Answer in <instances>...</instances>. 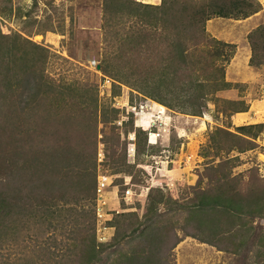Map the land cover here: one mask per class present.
<instances>
[{"label": "trees", "instance_id": "16d2710c", "mask_svg": "<svg viewBox=\"0 0 264 264\" xmlns=\"http://www.w3.org/2000/svg\"><path fill=\"white\" fill-rule=\"evenodd\" d=\"M33 1L35 10L39 3ZM14 3L0 0V264H177L175 249L188 238L240 257L242 264H264V178L257 167L233 172L240 155L258 148L264 124L231 130L232 117L250 107L218 97L232 87L226 67L235 46L207 31L213 19L259 14L261 2L103 0V27L116 42L100 70L113 81V97L125 86L131 100L150 99L195 117L214 106L226 119L209 135L201 152L208 163L186 199L150 187L145 206L108 222L115 229L108 244L97 238L100 167L116 178L124 198L130 186H146V158L160 151L148 144L147 129L135 127L134 113L122 120L124 112L101 104L96 85L67 74L53 77L48 69L57 57L31 41L33 31L29 37L4 31L5 20H28L35 12ZM44 32L61 31L49 18L36 33ZM247 39L250 66L264 68V24Z\"/></svg>", "mask_w": 264, "mask_h": 264}, {"label": "rangeland", "instance_id": "374dc122", "mask_svg": "<svg viewBox=\"0 0 264 264\" xmlns=\"http://www.w3.org/2000/svg\"><path fill=\"white\" fill-rule=\"evenodd\" d=\"M136 1L151 5L161 4V0ZM261 1L262 11L249 20L217 18L207 24V31L212 37L235 46V53L226 67V81L231 83L232 87L220 92L218 97L222 100L244 101L251 110L252 103L264 100V68L255 69L250 66L251 49L247 39L254 28L264 24V0ZM38 3L39 6L33 10V0H15V9L19 7L23 11L32 9L35 12L28 20L26 17L18 19L15 16L5 20L2 22L4 31L17 32L25 37H29L28 32L33 31L34 34L29 37L31 41L46 47L57 57L52 60L48 69L53 77L59 79L62 74H67V77L87 80L96 85L101 104H112L124 112L122 120H125L129 113H134L135 127L147 129L148 144L156 145L160 151L157 156L146 158L148 162L145 166L149 178L145 187L130 186L133 194H126L124 198L120 197L118 187L114 183L108 188V209L112 217L117 213L135 212L137 208L145 206L150 187L172 191L186 199L188 187L197 183L198 171L202 172L208 163L201 157V152L208 144L209 135L218 126H223L225 117L218 116L214 106L202 117H195L170 110L150 99L131 100V90L125 86L122 87L120 96L113 97V81L104 76L98 67H92L90 64L95 61L100 66V62L113 50L112 45L116 42L115 35L103 27V0H38ZM49 18L57 31L61 32L37 34L39 25L48 22ZM32 23L36 26L29 28L27 25ZM62 59L68 63H63ZM79 67L88 71L89 76ZM252 111L258 121L255 124H264V109L256 107V110L254 108ZM231 122L234 126L232 131H235V127L253 125L250 120L238 121L233 117ZM256 142L258 148L255 151L240 155L242 164L234 169V174L246 173L249 169L257 167L259 175L264 178V132ZM134 143L135 136L130 135V163L135 162ZM99 149L101 162L102 144ZM101 173L109 175L100 167L99 174ZM115 179L114 177L113 181ZM129 182L130 178L126 177L125 184ZM139 213L141 215L142 211ZM110 221L112 220L108 222ZM108 222L103 223L102 227L97 224L99 243L108 244L112 241L115 229L110 227ZM261 224L264 226V221ZM175 255L177 264H242L240 257L219 252L216 248L200 244L191 238L175 249Z\"/></svg>", "mask_w": 264, "mask_h": 264}, {"label": "built area", "instance_id": "2783aa9c", "mask_svg": "<svg viewBox=\"0 0 264 264\" xmlns=\"http://www.w3.org/2000/svg\"><path fill=\"white\" fill-rule=\"evenodd\" d=\"M92 67H98L97 62H90ZM102 156V155H101ZM113 176L106 175L104 173L99 174L98 183H97V198H96V217L97 224L99 227H102L103 223L112 220V214H110V210L108 209V196L107 191L108 188L113 183ZM133 194L131 190H128L127 195ZM112 211V210H111ZM102 241V240H100Z\"/></svg>", "mask_w": 264, "mask_h": 264}, {"label": "crops", "instance_id": "0c3cea01", "mask_svg": "<svg viewBox=\"0 0 264 264\" xmlns=\"http://www.w3.org/2000/svg\"><path fill=\"white\" fill-rule=\"evenodd\" d=\"M259 1L262 2L261 0H259ZM251 18H253V17H251ZM251 18H249V19H251ZM254 18H257V17H254ZM249 19H247V20H249ZM249 62H250V60H249ZM256 104H257V106H256ZM251 105H252V110H254V108L256 110V107L263 108L264 109V100L263 101H258V102L252 103ZM252 110H251V107H250V112H248V114L247 113H239V114H236L235 116H233V119L234 120H238V121H241V120L242 121L243 120L249 121L250 120V123L251 124H255L258 121H256L255 116H253L254 113H253Z\"/></svg>", "mask_w": 264, "mask_h": 264}, {"label": "water", "instance_id": "95a60500", "mask_svg": "<svg viewBox=\"0 0 264 264\" xmlns=\"http://www.w3.org/2000/svg\"><path fill=\"white\" fill-rule=\"evenodd\" d=\"M98 70H100V66H98V68H97Z\"/></svg>", "mask_w": 264, "mask_h": 264}]
</instances>
